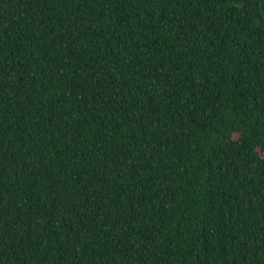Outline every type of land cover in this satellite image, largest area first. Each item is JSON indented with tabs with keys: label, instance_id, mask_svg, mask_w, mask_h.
I'll use <instances>...</instances> for the list:
<instances>
[{
	"label": "trees",
	"instance_id": "1",
	"mask_svg": "<svg viewBox=\"0 0 264 264\" xmlns=\"http://www.w3.org/2000/svg\"><path fill=\"white\" fill-rule=\"evenodd\" d=\"M0 264H264V0H0Z\"/></svg>",
	"mask_w": 264,
	"mask_h": 264
}]
</instances>
